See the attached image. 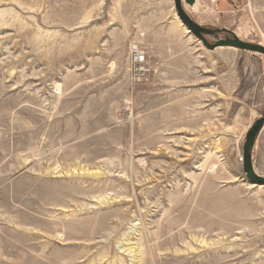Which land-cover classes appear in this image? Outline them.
Segmentation results:
<instances>
[{
	"label": "rangeland",
	"instance_id": "obj_1",
	"mask_svg": "<svg viewBox=\"0 0 264 264\" xmlns=\"http://www.w3.org/2000/svg\"><path fill=\"white\" fill-rule=\"evenodd\" d=\"M233 4L205 26L264 46ZM263 114L264 55L174 0H0V264H264Z\"/></svg>",
	"mask_w": 264,
	"mask_h": 264
},
{
	"label": "water",
	"instance_id": "obj_2",
	"mask_svg": "<svg viewBox=\"0 0 264 264\" xmlns=\"http://www.w3.org/2000/svg\"><path fill=\"white\" fill-rule=\"evenodd\" d=\"M197 4L196 0H174L175 10L181 22L185 27L197 37L204 46L210 50H215L220 47H233L244 51H250L253 53H258L264 55V46L244 42L240 40L237 34L231 30L221 28V29H211L206 26H202L197 23L187 11L188 7H194ZM221 34H227L232 38L221 39ZM207 37H214L216 43L211 45L207 41ZM264 129V114L257 120L254 125L249 129L246 140L243 147V169L247 179L254 184L264 186V177L256 174L253 166V149L260 136L262 130Z\"/></svg>",
	"mask_w": 264,
	"mask_h": 264
},
{
	"label": "crops",
	"instance_id": "obj_3",
	"mask_svg": "<svg viewBox=\"0 0 264 264\" xmlns=\"http://www.w3.org/2000/svg\"><path fill=\"white\" fill-rule=\"evenodd\" d=\"M235 2L236 0H217V4L213 5L210 3V0H200L197 3L198 5L196 4L197 9L195 11H187L197 23L205 26L212 20L218 23L222 16L233 14L235 11L233 3ZM221 4L223 8L220 9ZM194 7L190 8L192 9Z\"/></svg>",
	"mask_w": 264,
	"mask_h": 264
},
{
	"label": "built area",
	"instance_id": "obj_4",
	"mask_svg": "<svg viewBox=\"0 0 264 264\" xmlns=\"http://www.w3.org/2000/svg\"><path fill=\"white\" fill-rule=\"evenodd\" d=\"M199 2L200 0H196ZM210 3L215 5L217 4V0H210ZM147 64V55L144 51H140L138 49H134L132 52V65L137 71L138 67L140 70Z\"/></svg>",
	"mask_w": 264,
	"mask_h": 264
},
{
	"label": "bare ground",
	"instance_id": "obj_5",
	"mask_svg": "<svg viewBox=\"0 0 264 264\" xmlns=\"http://www.w3.org/2000/svg\"><path fill=\"white\" fill-rule=\"evenodd\" d=\"M198 3V2H197ZM198 5V4H197ZM197 5L194 7V8H190V7H187V10L188 11H195L196 9H197ZM187 226V225H186ZM184 231H185V229H184ZM187 231V230H186ZM209 232V231H208ZM205 235V234H204ZM198 236V235H197ZM206 236V235H205ZM128 240V239H127ZM127 243V242H126ZM202 243H204V242H202ZM93 244V243H92ZM187 244V243H186ZM206 244V243H205ZM208 244V243H207ZM188 245V244H187ZM196 245V244H195ZM206 247V246H205ZM159 248V247H158ZM131 256V255H130ZM135 257V256H134ZM133 259V258H132Z\"/></svg>",
	"mask_w": 264,
	"mask_h": 264
},
{
	"label": "flooded vegetation",
	"instance_id": "obj_6",
	"mask_svg": "<svg viewBox=\"0 0 264 264\" xmlns=\"http://www.w3.org/2000/svg\"><path fill=\"white\" fill-rule=\"evenodd\" d=\"M225 38H232L231 36L227 35V34H223Z\"/></svg>",
	"mask_w": 264,
	"mask_h": 264
}]
</instances>
